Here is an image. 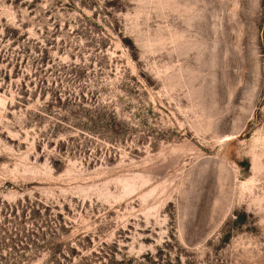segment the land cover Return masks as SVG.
Wrapping results in <instances>:
<instances>
[{"label":"rangeland","instance_id":"obj_1","mask_svg":"<svg viewBox=\"0 0 264 264\" xmlns=\"http://www.w3.org/2000/svg\"><path fill=\"white\" fill-rule=\"evenodd\" d=\"M0 264H264V0H0Z\"/></svg>","mask_w":264,"mask_h":264}]
</instances>
